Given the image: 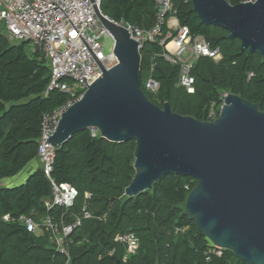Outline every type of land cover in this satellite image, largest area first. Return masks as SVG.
<instances>
[{"label": "trees", "instance_id": "16d2710c", "mask_svg": "<svg viewBox=\"0 0 264 264\" xmlns=\"http://www.w3.org/2000/svg\"><path fill=\"white\" fill-rule=\"evenodd\" d=\"M173 1L180 25L193 37L202 36L212 48H219L221 60L199 58L192 70L195 91L190 94L178 86L180 66L166 61L165 48L146 43L140 51L141 84L149 100L160 108L169 103L176 114L200 122L211 121L210 111L221 105L225 94L236 95L264 112L263 59L242 51L241 42L231 40L225 30L202 23L192 0ZM226 1L236 6L243 0ZM101 11L116 23L143 30L156 24L155 0H101ZM27 45L12 44L6 34H0V180L13 183L33 167L25 181L0 188V264H66L50 232L43 229L42 234H31L21 218L39 224L49 216L55 223H71V216L82 217L85 207L92 218L83 219L70 236L68 264H246L231 251L214 247L189 217L186 200L197 185L195 179L173 174L152 191L126 196L136 173L134 141L112 143L87 129L55 150L48 177L38 158L44 118L71 96L49 91V63L42 55L29 53ZM152 63L153 77L160 83L155 95L145 90ZM53 182L69 184L78 192L74 207L67 212L49 210L46 205L52 198ZM120 234L139 239L138 250L126 259L125 248L115 243Z\"/></svg>", "mask_w": 264, "mask_h": 264}, {"label": "water", "instance_id": "95a60500", "mask_svg": "<svg viewBox=\"0 0 264 264\" xmlns=\"http://www.w3.org/2000/svg\"><path fill=\"white\" fill-rule=\"evenodd\" d=\"M202 23L221 28L242 51L264 61V0L236 6L226 0H192ZM96 13L114 41L118 64L99 65L102 75L63 113L47 138L55 148L95 129L116 144H137L136 170L125 194L152 191L170 175L196 180L186 211L212 245L246 264H264V112L227 94L220 115L209 122L160 108L142 88L139 44L120 23Z\"/></svg>", "mask_w": 264, "mask_h": 264}, {"label": "built area", "instance_id": "2783aa9c", "mask_svg": "<svg viewBox=\"0 0 264 264\" xmlns=\"http://www.w3.org/2000/svg\"><path fill=\"white\" fill-rule=\"evenodd\" d=\"M155 2L157 14L153 28L143 30L130 24H120L139 44L140 51L146 43H159L163 46V57L166 61L180 66L179 87L192 94L195 91V78L192 75L195 63L199 58L218 62L221 60V51L219 48H212L204 37H193L187 27H180L176 36H170L171 39L164 37L168 20L177 17V9L173 0ZM97 7L101 9V0H0V25L4 27L8 41L12 44L31 45V52L42 55L49 63V91L59 90L71 96L63 106L44 118L38 158L48 177L53 171L56 150L47 141L48 136L58 128L62 114L102 75L99 65L102 64L109 70L118 64L113 48L109 53L104 51L102 41L111 36L98 18ZM171 44L174 45L173 48L170 47ZM185 53H188L187 57H184ZM154 68L155 63H152L151 73L145 80L146 92L153 95L160 89V83L153 77ZM225 97H221V105H217V109L214 105L210 111L211 121L220 115ZM91 132L94 137L99 135L95 129H91ZM77 198L78 192L74 187L53 182L52 198L47 200L46 205L49 210L62 208L67 212L74 207ZM86 198L89 199L90 195L86 194ZM71 217V223H64L62 220V224L55 223L49 216L39 224L25 217L21 218V223L31 234H42L40 232H43V229L50 232L56 251L66 257L68 264L69 245L72 244L70 236L81 226L82 220L91 219L92 214L85 207L82 217ZM6 219L9 220L8 217ZM115 243L125 248V259L139 248V239L134 234L117 235Z\"/></svg>", "mask_w": 264, "mask_h": 264}, {"label": "rangeland", "instance_id": "374dc122", "mask_svg": "<svg viewBox=\"0 0 264 264\" xmlns=\"http://www.w3.org/2000/svg\"><path fill=\"white\" fill-rule=\"evenodd\" d=\"M0 34H6V32H3V29L0 27ZM103 47H104V51L105 53H109L111 52L113 45H114V41L111 37H105L102 41ZM31 45H27V49L28 52L31 53ZM188 53L184 54V57H187ZM27 173V169L24 170L20 175H18L14 180L13 183L10 180H0V188H6V187H10V186H14V184H17L19 181H21V179L23 178V176ZM15 181V182H14Z\"/></svg>", "mask_w": 264, "mask_h": 264}, {"label": "crops", "instance_id": "0c3cea01", "mask_svg": "<svg viewBox=\"0 0 264 264\" xmlns=\"http://www.w3.org/2000/svg\"><path fill=\"white\" fill-rule=\"evenodd\" d=\"M126 24V23H125ZM167 25L168 26H166L165 27V29H166V32L164 31V35L165 36H167V37H174V36H176L177 35V33H178V29L180 28V27H182L181 25H180V22H179V20H178V18L177 17H172V18H170L169 20H168V23H167ZM164 29V30H165ZM171 37H170V39H171ZM170 47L171 48H173L174 47V45H170ZM179 86V85H178ZM227 94H225V96H226ZM224 96V95H223ZM215 106H217V105H215ZM219 107V106H218ZM39 150V149H38ZM33 169V167H30V169H27V173L23 176V178L21 179V180H26V178H27V176H28V172L30 171V170H32ZM20 182V181H19ZM40 233H42V232H40Z\"/></svg>", "mask_w": 264, "mask_h": 264}, {"label": "clouds", "instance_id": "9594fccd", "mask_svg": "<svg viewBox=\"0 0 264 264\" xmlns=\"http://www.w3.org/2000/svg\"><path fill=\"white\" fill-rule=\"evenodd\" d=\"M243 3V2H242ZM214 121V120H213Z\"/></svg>", "mask_w": 264, "mask_h": 264}]
</instances>
